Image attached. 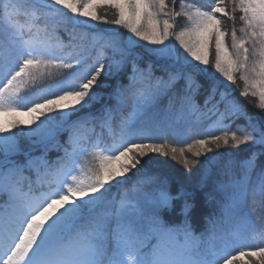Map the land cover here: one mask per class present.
Listing matches in <instances>:
<instances>
[{
  "label": "snow or ice",
  "instance_id": "6c2138e0",
  "mask_svg": "<svg viewBox=\"0 0 264 264\" xmlns=\"http://www.w3.org/2000/svg\"><path fill=\"white\" fill-rule=\"evenodd\" d=\"M0 264H264V0H0Z\"/></svg>",
  "mask_w": 264,
  "mask_h": 264
},
{
  "label": "trees",
  "instance_id": "16d2710c",
  "mask_svg": "<svg viewBox=\"0 0 264 264\" xmlns=\"http://www.w3.org/2000/svg\"><path fill=\"white\" fill-rule=\"evenodd\" d=\"M166 2H169V0H166ZM185 3H203L204 0H184ZM179 3V0H178ZM104 12L106 15H111V12L105 8ZM229 27H231V24L229 22ZM239 26V25H238ZM103 27V26H101ZM120 31H124V30H120ZM143 43V42H141ZM95 55V54H94ZM105 55L111 57L113 54L111 52H107L105 53ZM54 71V75L52 77H48L43 81H38L36 87H42V86H46L47 84L50 83H54L56 79L59 78V76L66 70H53ZM233 89H235V86H230ZM241 87H243V83L241 82ZM233 95L237 96L239 98V100L252 112H258L259 109L258 108H254L253 107V103L258 104L259 103V99L258 96L257 97H248L247 99H245L242 96H239V89H235L233 91ZM249 101H252L253 103H249ZM119 119V117H118ZM178 121V122H177ZM171 122L174 123V126L180 127V128H185V127H189L192 126L194 122H197V116L194 114H188V113H184V114H173V116L171 117ZM197 128L203 127V125L199 124L197 122L196 124ZM195 134V133H194ZM51 156H55V153H51ZM99 155V150H94L93 152H90L88 157L83 161L84 164V168L85 171L80 173V178L81 177H85L88 178L90 173L87 172V169L94 167V166H98L100 163V160L98 158ZM106 155V153H105ZM242 158V156L240 157ZM161 176L169 178L171 181V190L174 192L176 189V177L177 175L182 171V166L178 163H176L175 161H169L168 165H165L162 169L156 170ZM135 179V178H134ZM113 194L114 195H118V189H113ZM177 206H179V202H176ZM212 205L206 202L204 193H198L197 194V198L195 201V207L192 209L190 216L192 218V222H193V227L197 230L200 231L201 230V224H202V218H201V212L205 209L207 210H211ZM257 208L259 210V204H257Z\"/></svg>",
  "mask_w": 264,
  "mask_h": 264
},
{
  "label": "rangeland",
  "instance_id": "374dc122",
  "mask_svg": "<svg viewBox=\"0 0 264 264\" xmlns=\"http://www.w3.org/2000/svg\"><path fill=\"white\" fill-rule=\"evenodd\" d=\"M86 181V180H85Z\"/></svg>",
  "mask_w": 264,
  "mask_h": 264
}]
</instances>
